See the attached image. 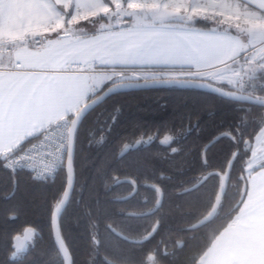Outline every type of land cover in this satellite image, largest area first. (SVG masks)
<instances>
[{"label": "trees", "instance_id": "16d2710c", "mask_svg": "<svg viewBox=\"0 0 264 264\" xmlns=\"http://www.w3.org/2000/svg\"><path fill=\"white\" fill-rule=\"evenodd\" d=\"M194 25L210 28L206 19ZM249 95L264 98V88ZM263 127L264 108L190 88L109 97L74 136V186L59 219L72 264H197L244 202ZM228 167L214 216L196 226L211 213ZM65 186L64 169L40 183L7 171L0 158V264H64L51 216ZM24 227L37 234L13 258L11 239Z\"/></svg>", "mask_w": 264, "mask_h": 264}, {"label": "crops", "instance_id": "0c3cea01", "mask_svg": "<svg viewBox=\"0 0 264 264\" xmlns=\"http://www.w3.org/2000/svg\"><path fill=\"white\" fill-rule=\"evenodd\" d=\"M7 1L0 0V41L5 38L12 43L0 49V158L35 137L50 122L73 115L109 84L161 76L236 89L241 74L251 71L248 64L257 47L250 30L237 26L235 16L220 25L213 20L208 29L194 25L195 20L208 14H218L205 8L217 0H148L146 11L135 9L130 18L120 22L110 18L111 9L102 6L103 0H72V6L87 15L98 13L96 17L101 18L87 22L90 25L85 31L43 35L40 48H28L23 42L13 43L5 29L9 21L5 16ZM49 1L53 6L57 2ZM228 1L264 21V0ZM138 3L141 0H130L128 4ZM43 16L41 22L49 20ZM261 29L264 31V27L256 31ZM8 47L14 49L11 55L3 53ZM92 62L95 67L88 74L65 70L70 63ZM16 63L21 64L18 70L13 69ZM246 90L239 92L249 93ZM256 138L252 150L255 154ZM261 141L263 146L264 137ZM250 161L245 175L247 192L239 212L197 264H264V159L256 156Z\"/></svg>", "mask_w": 264, "mask_h": 264}, {"label": "rangeland", "instance_id": "374dc122", "mask_svg": "<svg viewBox=\"0 0 264 264\" xmlns=\"http://www.w3.org/2000/svg\"><path fill=\"white\" fill-rule=\"evenodd\" d=\"M129 1L130 0H108V3H106L103 0L102 6L104 5V8L107 7V9H111L110 18L113 17L114 19L119 20V22L123 21L125 18H130L133 15L135 9L146 11L149 7L148 0H141V3H138V5H133V6L131 4H128ZM149 1L153 2V0H149ZM71 2L72 0H57L56 3L54 2V6H53V4L49 0L47 1V3L46 1L43 0L7 1L5 16L6 19H8L9 21L6 22L8 28L5 29L7 33H10V35H12L13 43L15 42L26 43L24 41L29 37L30 38L33 37V35H34L33 39L42 41L43 35L57 36V34L59 35V34L67 33L69 30L77 32L80 29H82V31H85V29H87L90 25V23H87V21L93 17H96V15L99 14L95 12L96 13L95 15L94 13H92V15L91 14L87 15L83 9L72 6L73 4ZM116 4L118 6H115ZM150 7L155 8L153 4H151ZM158 7L162 8L161 5H158ZM205 8L206 10L214 9V11H216V13L219 14L218 15L215 13L213 14L207 13L208 15L205 16V18L203 19H206L208 23L213 24V22L215 21L214 23L220 25L222 22L226 23L228 21H231L234 18V16L237 17L238 20L235 21L238 23L237 26L238 27L242 26V28H245L246 30H250L249 32L252 36L251 37L253 40L252 42L253 43L255 42V46H257L256 49L251 53L250 63L249 62H248L249 64L247 63L251 71L247 72V74L246 73H243V75L241 74L242 77H240V79L238 80L240 84L239 86L236 87V89H234V87H230L222 84H215V85L220 88H226L233 91L234 90L245 91L247 88L248 90L246 91L249 93H245V94L248 95L254 94L258 89L264 88V59H263L264 43L258 44L261 41L264 42V31L262 29L259 30L258 32L256 31L259 28L264 27V21L259 17L250 14L247 10L238 6L237 4H233L229 2L228 0H217V3H215L214 5L213 4L206 5ZM206 10H203V12ZM52 13L53 15H51ZM42 14L44 15L43 17H49V20L45 22H41L40 17ZM51 18L53 20H50ZM84 23H86L85 26H83ZM32 30L34 31L33 35L22 38L21 36L22 34L30 32ZM8 44H12L11 41L2 38L0 41V49L2 47L4 48ZM154 79H166V78L158 76ZM171 79H184V78H171ZM243 79H245V82H242ZM257 137L258 139L257 138L256 139L258 141L254 149L256 150L257 155L255 153H252L253 155L251 157L259 156L260 159H264V145L261 146V142H262L261 140L264 137V127L259 132Z\"/></svg>", "mask_w": 264, "mask_h": 264}, {"label": "water", "instance_id": "95a60500", "mask_svg": "<svg viewBox=\"0 0 264 264\" xmlns=\"http://www.w3.org/2000/svg\"><path fill=\"white\" fill-rule=\"evenodd\" d=\"M171 87L195 89L198 91L212 94L214 96H217L225 100H230L238 103H244V104H249L264 108V99L262 98L253 97L251 95L235 90L233 91V90L220 88L215 84L201 80L171 79V78L150 79V80H142V81H124V82L113 83L98 96L87 101L72 115V121L68 133L67 156L64 166V172L66 176V186L62 194V197L59 203L57 204V206L55 207L51 216V231H52L53 241L64 264H72V260L59 233V219L70 200L74 186V172H73L74 136L79 123L89 112H91L96 107L101 105L105 100H107L111 96L121 93L134 92V91H147V90L165 89ZM228 171H229V167L227 169L226 175L221 180L220 190L211 213L196 226H201L202 224L206 223L214 216L223 194L225 180L228 175ZM35 234H37L36 230H34L33 228H26L22 236L14 237L12 243V248L14 250L13 254L24 253L27 249L28 244L31 243L32 239L34 238Z\"/></svg>", "mask_w": 264, "mask_h": 264}, {"label": "built area", "instance_id": "2783aa9c", "mask_svg": "<svg viewBox=\"0 0 264 264\" xmlns=\"http://www.w3.org/2000/svg\"><path fill=\"white\" fill-rule=\"evenodd\" d=\"M25 47L38 49L41 41L32 39L24 44ZM12 47L5 48L3 53L11 55ZM92 63H70L66 67L71 73H91L94 70ZM21 68L16 63L14 70ZM72 121V115H64L50 122L36 137L21 147L9 151L1 157L2 166L11 173L27 174L33 181L46 183L54 181L64 169L68 133Z\"/></svg>", "mask_w": 264, "mask_h": 264}, {"label": "flooded vegetation", "instance_id": "af4514ba", "mask_svg": "<svg viewBox=\"0 0 264 264\" xmlns=\"http://www.w3.org/2000/svg\"><path fill=\"white\" fill-rule=\"evenodd\" d=\"M26 228H28V227H24L23 229H21V231H19V232H15V234L13 235V237H12V239H11V249H12L11 254H12V257H13V258L19 257V256H21L22 254L25 253V252H24V253H19V254H13L14 250H13V248H12V243H13V238L16 237V236H22V235H23V232H24V230H25ZM35 235H36V234H35Z\"/></svg>", "mask_w": 264, "mask_h": 264}]
</instances>
